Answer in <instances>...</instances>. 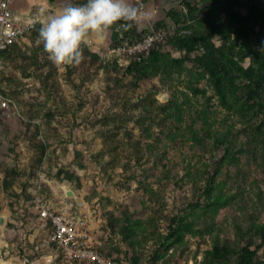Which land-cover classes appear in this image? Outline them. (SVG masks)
<instances>
[{
  "label": "rangeland",
  "instance_id": "obj_1",
  "mask_svg": "<svg viewBox=\"0 0 264 264\" xmlns=\"http://www.w3.org/2000/svg\"><path fill=\"white\" fill-rule=\"evenodd\" d=\"M69 2L86 0H21L16 13L34 14L35 27L0 61V264L46 260L38 205L63 199L128 264H236L241 236L264 227V104L225 109L193 60L202 47L186 55L179 42L205 33L218 46L225 34L264 49V0H129L147 15L90 34L80 62L56 63L39 28ZM162 27L157 60L108 56L121 36ZM253 241L264 264V242Z\"/></svg>",
  "mask_w": 264,
  "mask_h": 264
},
{
  "label": "built area",
  "instance_id": "obj_2",
  "mask_svg": "<svg viewBox=\"0 0 264 264\" xmlns=\"http://www.w3.org/2000/svg\"><path fill=\"white\" fill-rule=\"evenodd\" d=\"M17 0H0V61L16 43L36 24V16L18 15ZM169 27L152 30L131 43H120L108 50V56L122 61L126 66L140 60L166 38ZM2 65L0 62V71ZM6 102L0 97V109ZM40 218L50 225L51 253L42 264H128L124 259H114L105 252V232L78 206L67 204L65 199L57 204L38 205ZM100 222V221H98Z\"/></svg>",
  "mask_w": 264,
  "mask_h": 264
},
{
  "label": "trees",
  "instance_id": "obj_3",
  "mask_svg": "<svg viewBox=\"0 0 264 264\" xmlns=\"http://www.w3.org/2000/svg\"><path fill=\"white\" fill-rule=\"evenodd\" d=\"M190 1H199L203 6L216 2V0H181L183 4H188ZM145 34L147 32L132 35L125 34L119 38L117 44L131 43ZM179 46L186 55L192 54L198 46L202 47V54L194 56L193 60L208 74L210 84L217 95L219 104L225 109L244 113L249 109L262 108L264 104L263 48L254 49L249 43L245 41L238 43V38L225 34H223V37L221 36L219 45L215 46L210 41V35L205 33L184 37L180 39ZM148 56L153 60L158 59L154 49L148 53ZM245 59L250 61L247 67L241 65V61ZM143 61V58L132 60L127 67H137ZM191 90L195 93L198 92L196 88ZM226 151L228 152V149ZM205 191L207 193L211 192L209 184ZM255 237H259L261 242H264V227L249 229L241 236L242 240H247V242L239 250L236 264H256L254 257L258 246L251 249V246H254L253 240ZM213 250V254L226 251L223 247L221 249L214 248ZM105 252L114 259H123L110 255L106 249Z\"/></svg>",
  "mask_w": 264,
  "mask_h": 264
},
{
  "label": "clouds",
  "instance_id": "obj_4",
  "mask_svg": "<svg viewBox=\"0 0 264 264\" xmlns=\"http://www.w3.org/2000/svg\"><path fill=\"white\" fill-rule=\"evenodd\" d=\"M147 13L129 0H86L66 3L39 28V38L50 58L56 63H78L83 58V45L90 34L101 35L119 21L129 29Z\"/></svg>",
  "mask_w": 264,
  "mask_h": 264
},
{
  "label": "water",
  "instance_id": "obj_5",
  "mask_svg": "<svg viewBox=\"0 0 264 264\" xmlns=\"http://www.w3.org/2000/svg\"><path fill=\"white\" fill-rule=\"evenodd\" d=\"M63 194L65 197H73L74 193L71 189L66 188L65 186L61 187ZM4 222V217L0 216V225H2Z\"/></svg>",
  "mask_w": 264,
  "mask_h": 264
},
{
  "label": "crops",
  "instance_id": "obj_6",
  "mask_svg": "<svg viewBox=\"0 0 264 264\" xmlns=\"http://www.w3.org/2000/svg\"><path fill=\"white\" fill-rule=\"evenodd\" d=\"M21 0H17L14 4V8H16V5L20 3ZM30 264H41L40 261H37V262H32Z\"/></svg>",
  "mask_w": 264,
  "mask_h": 264
}]
</instances>
